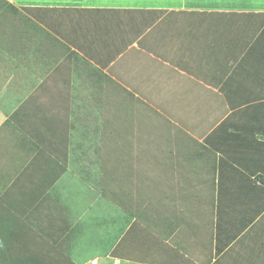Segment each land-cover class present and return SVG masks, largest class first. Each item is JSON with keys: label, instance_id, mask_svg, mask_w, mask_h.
I'll return each mask as SVG.
<instances>
[{"label": "crops", "instance_id": "1", "mask_svg": "<svg viewBox=\"0 0 264 264\" xmlns=\"http://www.w3.org/2000/svg\"><path fill=\"white\" fill-rule=\"evenodd\" d=\"M8 2L22 31L28 23L40 30H27L29 44L42 56L57 49L45 67L61 81L37 91L47 74L37 75L38 97L82 87L103 114L111 107L115 116L122 100L134 114L159 116L166 128L156 140L133 124L142 138L127 141L124 160L138 173L141 189L132 185V194L142 193L134 200L145 215L142 221L125 215L109 243L110 235L101 234L96 257L103 264H264V0ZM215 15L225 18L222 26ZM194 20L207 25L197 37L185 29ZM216 32L233 41L219 44ZM39 66L33 69L43 75ZM248 74L256 81L246 87L253 82ZM150 75L153 87L142 94L135 84ZM101 221L100 215L93 223Z\"/></svg>", "mask_w": 264, "mask_h": 264}, {"label": "rangeland", "instance_id": "2", "mask_svg": "<svg viewBox=\"0 0 264 264\" xmlns=\"http://www.w3.org/2000/svg\"><path fill=\"white\" fill-rule=\"evenodd\" d=\"M17 13L8 0H0V264H101L104 257H96L101 251L98 237L109 234V243L125 227V215L138 219L145 215L134 200L142 193L132 194V185L141 189L135 177L138 173L124 160L130 148L127 141L142 138L133 124L147 128L144 136L150 133L156 140L166 137V128L159 116L134 114L122 100L113 106L115 116L111 107L103 114L97 99L82 87L66 85L63 91L59 87L57 94L50 90L42 92L45 97H38L32 92L37 75L42 78L47 74L37 91L47 83L52 86L61 81L59 72L48 73L52 69L45 67V62L54 64L49 56L57 58V49L42 56L40 47L29 44L32 39L26 36L27 30H40H33L28 23L22 31ZM215 17L222 26L225 18ZM240 22L235 17L229 21L235 27ZM187 27L186 33L197 37L207 25L194 20ZM214 35L221 45L233 41L218 32ZM197 63L199 59L193 62L194 70L200 67ZM35 65L46 72L42 75L41 70L33 69ZM245 79L253 80L246 87L256 81L249 74ZM153 82L150 75L136 82L135 88L146 94ZM260 88L264 90V81ZM222 134L218 131L215 136ZM220 151L225 153L223 145ZM204 171L211 174L206 168ZM100 215L101 227L93 223ZM122 247L123 243L117 255Z\"/></svg>", "mask_w": 264, "mask_h": 264}]
</instances>
